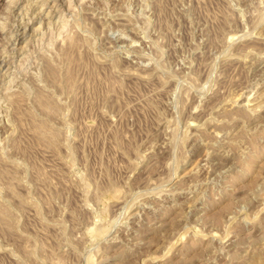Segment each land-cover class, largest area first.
I'll list each match as a JSON object with an SVG mask.
<instances>
[{
    "label": "rangeland",
    "instance_id": "1",
    "mask_svg": "<svg viewBox=\"0 0 264 264\" xmlns=\"http://www.w3.org/2000/svg\"><path fill=\"white\" fill-rule=\"evenodd\" d=\"M0 210V264H264V0H0Z\"/></svg>",
    "mask_w": 264,
    "mask_h": 264
},
{
    "label": "bare ground",
    "instance_id": "2",
    "mask_svg": "<svg viewBox=\"0 0 264 264\" xmlns=\"http://www.w3.org/2000/svg\"><path fill=\"white\" fill-rule=\"evenodd\" d=\"M242 95H243V94H242ZM237 98H238V97H237ZM235 102L237 103L238 101L236 100ZM262 102H263V101H262ZM233 103H234V102H233ZM236 103H235V104H236ZM46 104H47V103H46ZM262 104H263V103H262ZM47 106H48V105H47ZM230 106H231V105H230ZM230 106H229V107H230ZM261 106H262V105H261ZM261 106H260V108H261ZM258 107H259V105H258ZM262 107H263V106H262ZM254 108H255V107H254ZM256 108H257V107H256ZM256 108H255V109H256ZM230 109H231V108H230ZM255 109L252 110V109L250 108L251 112L257 111V109L259 110V108H257L256 110H255ZM261 109H262V108H261ZM247 110L249 111V109H247ZM52 112H53V111H52ZM254 113H256V112H254ZM254 113H253V114H254ZM37 128H39V127H37ZM51 140H52V139H51ZM3 169H4V168H3ZM1 208H3V207H1ZM4 209H5V208H4ZM5 210H6V209H5ZM0 211H1V210H0ZM2 211H3V209H2ZM4 212H5V211H4ZM2 213H3V212H2ZM0 215H2V214H0ZM3 215H4V214H3ZM5 218H6V217H5ZM2 219H3V218H2ZM121 250H122V249H121ZM108 255H109V254H108Z\"/></svg>",
    "mask_w": 264,
    "mask_h": 264
}]
</instances>
